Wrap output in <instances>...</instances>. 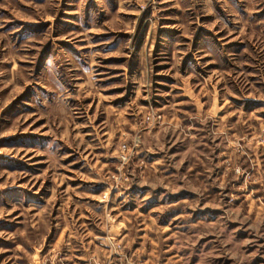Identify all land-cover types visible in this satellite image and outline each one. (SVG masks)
<instances>
[{
  "label": "rangeland",
  "instance_id": "obj_1",
  "mask_svg": "<svg viewBox=\"0 0 264 264\" xmlns=\"http://www.w3.org/2000/svg\"><path fill=\"white\" fill-rule=\"evenodd\" d=\"M264 0H0V264H264Z\"/></svg>",
  "mask_w": 264,
  "mask_h": 264
},
{
  "label": "built area",
  "instance_id": "obj_2",
  "mask_svg": "<svg viewBox=\"0 0 264 264\" xmlns=\"http://www.w3.org/2000/svg\"><path fill=\"white\" fill-rule=\"evenodd\" d=\"M262 143L264 144V135L262 136V139H261Z\"/></svg>",
  "mask_w": 264,
  "mask_h": 264
}]
</instances>
